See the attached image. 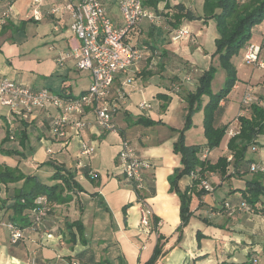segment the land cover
<instances>
[{
  "label": "crops",
  "instance_id": "0c3cea01",
  "mask_svg": "<svg viewBox=\"0 0 264 264\" xmlns=\"http://www.w3.org/2000/svg\"><path fill=\"white\" fill-rule=\"evenodd\" d=\"M2 1L4 2L0 0ZM103 1L113 21L119 24V17L114 13V9L117 10L115 0ZM64 3L65 0H42L38 6L40 18L34 19L33 5L28 0L13 1L10 17L0 24V76L11 79L16 75L21 81H32V86H28L30 88L46 87L54 93H64L66 89V94L71 96H78L88 88L90 74L83 71L86 82L77 80L78 90H73L69 81L72 77L71 70H77L73 59H66L62 65L56 63L60 51L67 49L70 44V19L66 13H61V16L52 15L50 10L55 6L61 7ZM148 8L155 12L154 9ZM4 9L3 4L0 6V16ZM156 11H163L168 21H173L177 13H196L193 0H160ZM192 22L201 26L204 20L197 19ZM181 27L189 31L186 18L180 19L178 28ZM176 29L169 28V38ZM157 30L158 27L144 20L132 33V39L136 40L137 44L151 42L159 56L150 58L148 65L147 60L136 63L127 75H119L115 79L114 88H117L128 76L134 78L132 82L124 85L127 95L113 116L115 132L102 131L96 125L94 116L89 114L86 118L90 125L86 129L74 133L67 127L68 143L62 147L59 140L50 134L46 114L42 112L28 127L33 132L28 134L27 158L8 153L7 151L13 150L5 146V142L1 143L0 164L17 166L23 173L35 174L38 179L47 182L40 174H51V169L40 165L49 160L73 171L74 180L82 190L69 192L71 199L67 202L51 204V211L38 225L28 226V220L15 221V224L22 228V238L12 243L9 228L1 224L9 221L12 216V211L7 208L11 201L4 204L1 200L7 195H12L13 186H20L22 181L8 184L7 187L0 184V264H70L74 259L79 260L81 264H144L152 255L159 236L162 253L155 264H252L254 259L255 264H264V215H251L243 211L229 214L222 209V201L235 202L240 198L239 191L229 193L239 187V184H230L236 178V182L243 184L250 174L227 177L230 171L224 176L209 173L207 183L212 187V191L206 192L197 186L191 189V195L197 197V206L190 209L188 223L181 231L178 230L181 223L180 201L178 195L170 190L168 179L181 167L180 157L173 152L172 147L178 138L177 130L184 126L186 101L184 94L171 80L166 83L159 82L157 86L158 82L153 80L156 75L148 73L156 62L154 59L160 61L165 55H168L164 62L165 68L177 73L181 71L179 59L183 56L186 45H196V38L194 34L189 33L177 42L170 39L169 44L160 46L155 43L161 32ZM254 31L260 37V27ZM245 84L236 83L232 90L242 91ZM164 86L171 92L162 88ZM261 88L262 93L258 91V95H264V86ZM159 94H164L165 97L158 96ZM141 100L147 101L150 108L140 109L137 104ZM220 105L223 106V111L217 117L216 124H223L220 119L224 115L227 98L221 101ZM132 110L137 113L132 114ZM140 117L157 122H137ZM7 125L10 131L17 124L13 123V118L7 119L0 114V142L5 136ZM199 125L202 128L201 122ZM37 134L40 138H36ZM117 134L152 163L153 168L146 172V190L139 195L122 174H118V183L112 187L119 188L121 182L124 185L122 193L120 189L116 191L121 195L115 197L105 189V180L94 168L99 164L105 148L117 143ZM84 142L94 146V151L89 156H79V149ZM226 142L225 138L221 142L222 145L210 151L212 159L219 155H230ZM204 144L205 142L186 143L201 146ZM252 146L255 147V144ZM47 147H51V154L46 153ZM115 151L118 153L119 148L116 147ZM21 159L25 160L23 167L19 164ZM181 184H184L183 188L190 187L192 175H183L177 181L180 190ZM133 195L135 203L131 202ZM140 199H144L152 210L153 218L147 234L138 229ZM74 221L81 222V235L77 226L72 225ZM197 233L203 237L197 239Z\"/></svg>",
  "mask_w": 264,
  "mask_h": 264
},
{
  "label": "built area",
  "instance_id": "2783aa9c",
  "mask_svg": "<svg viewBox=\"0 0 264 264\" xmlns=\"http://www.w3.org/2000/svg\"><path fill=\"white\" fill-rule=\"evenodd\" d=\"M13 1L6 0L5 9L0 16V24L10 17ZM28 1L33 5L32 17L39 19L38 6L42 0ZM145 1L115 0L119 24L113 21L103 0H65L63 6L52 7L50 10L52 15L66 13L70 19L68 25L71 34L70 44L67 49L60 51L56 63L62 65L66 59H73L77 70L87 71L90 74L88 88L78 96H71L66 94V89L64 93H54L46 87L34 89L16 80L0 76V105L14 116L29 122L35 120L39 113H45L49 132L59 140L62 147L68 143L67 127L74 133L86 129L90 125V121L86 118L89 114L94 116L96 125L102 131L115 132L113 116L127 95L124 85L132 82L134 78L128 76L117 88H114L115 79L119 75H127L133 65L142 61L146 57L148 47L143 43L137 44L136 40L132 39V33L144 20L152 25L159 22V16L144 6ZM188 34L187 28H177L170 39L172 42H177ZM262 50H264V22L260 43L250 41L243 48L244 63L264 70ZM188 79L189 77H186V80ZM254 103L262 105L253 88L246 85L242 92L239 114H245ZM138 107L149 109L150 104L141 101ZM237 133L238 126L234 121L226 130V138ZM45 151L47 154L52 153L51 147H47ZM93 151L94 146L84 142L79 149V156H89ZM206 152L207 150L203 151L202 158L206 157ZM231 159V155H228L227 160L231 161ZM117 162L123 178L137 195L146 190V172L153 168L152 163L143 158L126 139H123L117 153ZM249 169L264 173L262 163L251 162ZM191 175L195 176L196 172H192ZM198 187L207 191L212 190L206 181V175L200 179ZM140 202L138 229L147 234L153 218L152 210L144 199H140ZM224 206L229 208V203L225 202ZM50 209L46 197L38 196L35 199V207L31 210L33 226L38 225ZM236 210L252 213L244 203H241ZM232 212L228 213L232 214ZM1 224L9 228L12 243L22 238V229L10 222ZM70 264L81 263L74 259Z\"/></svg>",
  "mask_w": 264,
  "mask_h": 264
},
{
  "label": "trees",
  "instance_id": "16d2710c",
  "mask_svg": "<svg viewBox=\"0 0 264 264\" xmlns=\"http://www.w3.org/2000/svg\"><path fill=\"white\" fill-rule=\"evenodd\" d=\"M159 1L160 0H146L144 6L150 7L156 11ZM203 12L205 16L211 15L216 19L218 31V38L215 41L216 53L220 64L226 69V75L222 87L217 92H212L209 88V82L212 79L214 69L212 67L199 78L197 94L188 93V96L185 97L186 113L184 115V126L182 129L177 130L178 138L173 143L172 147L173 152L180 157L181 167L176 169L168 179L170 190L178 195L180 201L179 216L181 223L178 227L179 231L186 225L191 216V211L189 209L191 189L195 186L198 187L200 179L205 175L207 178L209 173H218L221 176L226 175L229 166L231 167V171L227 177L232 175L237 177L249 173L251 177L246 179L243 184L236 182L237 178L230 184L234 186L235 183L239 184V187L230 190L229 193L239 191L240 198L235 202L230 200L222 201V209H225L227 213L233 211V214L238 211L236 210L237 207H239L241 203H244L251 209V215H264V173L251 171L249 169V164L252 161L245 159L247 147L251 144H256L255 139L264 127V95H258L256 93L259 99H261L262 105L255 103L251 104L249 110L245 114H238L226 124H216L217 117L223 111V106L220 105V102L226 99L227 94L236 84V78L234 76L235 70L230 63V57L250 42L251 35L256 28L260 27V34L262 33L264 0H204ZM194 17V15L188 12L184 14L177 13L174 15L173 21L170 19L168 24L171 28H178L181 18L192 19ZM145 45L148 47L145 55L146 57L143 60H150V58L159 55L151 42L146 41ZM262 52L263 50L261 51V57L264 58ZM148 75H151V73L149 72ZM202 93L208 96V100L203 105V119L201 121L205 144L203 146L186 145L184 142V132L189 127L191 113L202 106L199 98V95ZM158 96L165 97L164 94H159ZM234 121L237 122L238 133L227 138L226 142V149L231 155V161L227 160L226 155H219L216 159H212L210 151L220 146V143L226 136L227 128ZM33 122L34 120L29 122L14 116L13 123L17 125L10 131L8 125L6 126L4 140L12 137V139L17 140L18 143L24 147V145L28 143V134L33 132L28 129ZM137 122L154 124L157 121L140 117ZM35 136L36 138H40L38 134ZM204 150H207V154L205 158H202ZM7 152L24 156L23 152L16 150ZM44 165L51 169V181L49 183L38 179L35 174L23 173L17 166L11 167L0 164V184L7 187L8 184L22 181L20 186H13L12 195H7L1 200L4 204L9 200L11 201V204L7 208L12 211V216L7 222L13 223L20 229H22L21 226L15 224L17 221L28 220V226L33 225L30 210L35 207V199L38 196H45L51 206L53 203H64L69 201L71 199L68 194L69 192L82 190V187L74 180L75 175L70 169L49 160L42 163L40 167ZM194 171L196 175L192 176V185L186 187L184 190H180L177 186V181L183 175H191ZM200 189L202 190L203 188ZM204 191L207 192V190ZM225 202L229 203V208L224 206ZM153 222L155 224L156 220L154 219ZM72 225L77 226L78 233L81 235V222L74 221ZM200 235V233H197L198 239ZM160 238L159 236L152 255L144 264H153L158 258L161 251V247L159 246ZM84 253H82V255ZM254 260H252V264H255Z\"/></svg>",
  "mask_w": 264,
  "mask_h": 264
},
{
  "label": "rangeland",
  "instance_id": "374dc122",
  "mask_svg": "<svg viewBox=\"0 0 264 264\" xmlns=\"http://www.w3.org/2000/svg\"><path fill=\"white\" fill-rule=\"evenodd\" d=\"M203 2L204 0H193V5L196 10V13L194 14L192 13V15H194L195 17L192 19H187V21L190 27L189 33H191V35L192 34L195 35L196 45H189V44L186 45V48L184 49V52H183V56H181L178 62L179 69H181V71L179 70L177 73L174 70H167L165 68L164 62H165V59H168V55L167 56L165 55V57H162L163 59L160 61H158L155 58L154 60H156V62L150 70V73H153L156 75L153 80L158 82L157 86H159V82L166 83V81L171 80V82H173V85L177 86L181 90V92L184 94L185 97L188 96V93H192L194 95L197 94L199 78L204 72L209 71L212 67L214 68L213 75H212V79L209 82V88L212 92H217L222 87L224 83L225 75H226V69L220 64L218 55L216 53L215 41L218 38L216 19L214 16L204 15ZM3 4L6 6L5 0L4 2L3 1L0 2V6H3ZM114 13L118 15L119 17L118 11L116 9H114ZM155 14L159 16V22L156 24L157 26L155 25V27H158V30H161L159 37L155 39L156 40L155 43L156 45H160V46L167 45L170 43V38H169V28L170 27H167V26H170L168 24V18H166V15L163 13V11L161 12L155 11ZM197 19H200L201 21L204 20L201 26H199L198 24H194L192 22L193 20H197ZM250 41L256 44L260 43V37L257 35L255 31L252 33ZM230 63L235 70L234 76L236 78V83H239L241 85L243 83H246L244 87L246 85H250L256 93H258V91L262 93L263 88L261 87L264 86V70L253 68L252 66L244 63L243 48H240L237 53L233 54L230 57ZM148 64H150L149 59L147 60V65ZM82 72L83 71H77V70L72 71L71 70L72 77H71V80L69 81L71 82L72 88L75 92L76 90H78L77 80H80L81 83L86 82V76ZM144 74H145L144 76L147 75L145 72ZM160 74H163V75L159 76ZM157 75L159 76V78ZM186 77H189V79L186 80ZM11 79H16L18 80V82L26 86H32L31 84L32 81L30 80L21 81L18 78H16V75L12 77ZM162 88L168 90V92H171V90L167 89L165 86ZM53 91H57V89H53ZM242 92H243V89L242 91L241 90L233 91L232 89L229 91V93L226 96L227 98L226 109H225L224 115L220 119L221 123L226 124L227 122L231 121L239 113ZM199 98H200L202 106L201 108L193 111L190 115L189 127L184 132V142L186 143H204L205 142L203 129L201 128L199 123L203 119V105L208 100V96L207 94L202 93L199 95ZM141 101H145V100H141ZM145 102L148 103L147 101ZM139 103L137 105H139ZM132 112H133L132 114L137 113L136 110L134 111L132 110ZM0 114H3L7 119L14 118V115L11 114L8 109L2 107L1 105H0ZM1 134L2 132L0 130V138H1ZM4 138H2L0 142V146H1V143L3 144L5 142L4 145L9 147V149L20 151V152H25L23 154L25 158L29 156L28 143H26L23 147L17 141H13L10 138L4 140ZM225 138L226 136L224 137V140ZM115 139L117 140V143H115L113 146H108L105 148V150L101 154V159H100L99 164L97 165V167H94V168L96 171H98L99 175L103 178V180H105L104 181L105 189L109 193H113L115 197H119L121 194L116 191L120 189L121 190L120 192L122 193V188H123L124 183L123 182L119 183V188L117 187L113 188L112 185L118 183L117 176L118 174H121V171H120V168L117 162V156H116L117 152L115 150H116V147L117 149L121 147L123 139L120 136V134H117ZM255 142H256L255 147L252 146L254 144H251L247 147L245 151V159L258 161L262 163V165H264V127L261 133H259V135L256 137ZM133 144L136 145V142H134ZM220 144L222 145V143ZM94 163H96V161ZM19 164L21 165V167H23V165L25 164V160L21 159ZM227 170L231 171V167L229 166ZM50 175L51 174H48V173L40 174V176L43 179H45L47 182L51 181ZM247 177L249 179L251 175H247ZM206 181L208 182L207 178H206ZM180 187H181V190L185 189L183 188L184 184H181ZM135 200H136L135 196L133 195L131 202L135 203ZM122 205L123 203H121V206ZM121 206H120V209H121ZM196 206H197V197H194L193 194L191 195L190 193L189 209H194ZM199 237H203V236L200 235ZM152 253H153V250H152ZM161 253L162 251H160L159 256L161 255ZM150 256L148 257V259L150 258ZM157 260L158 258L156 259V261ZM156 261L153 264H155Z\"/></svg>",
  "mask_w": 264,
  "mask_h": 264
}]
</instances>
